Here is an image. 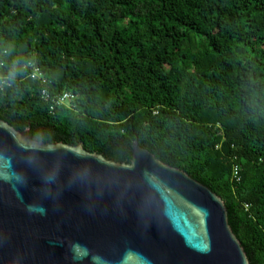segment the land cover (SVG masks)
Here are the masks:
<instances>
[{
	"label": "trees",
	"instance_id": "trees-1",
	"mask_svg": "<svg viewBox=\"0 0 264 264\" xmlns=\"http://www.w3.org/2000/svg\"><path fill=\"white\" fill-rule=\"evenodd\" d=\"M0 119L116 162L135 139L264 264V0H0Z\"/></svg>",
	"mask_w": 264,
	"mask_h": 264
},
{
	"label": "water",
	"instance_id": "water-1",
	"mask_svg": "<svg viewBox=\"0 0 264 264\" xmlns=\"http://www.w3.org/2000/svg\"><path fill=\"white\" fill-rule=\"evenodd\" d=\"M128 161L0 119V264H249L220 196L135 139Z\"/></svg>",
	"mask_w": 264,
	"mask_h": 264
},
{
	"label": "built area",
	"instance_id": "built-area-1",
	"mask_svg": "<svg viewBox=\"0 0 264 264\" xmlns=\"http://www.w3.org/2000/svg\"><path fill=\"white\" fill-rule=\"evenodd\" d=\"M30 76L39 78V73L37 72L36 69H34V72ZM41 95L45 99L48 97V94L44 89L41 90ZM68 98H69V95L66 92L62 93L61 95L56 96L54 99H52L53 103L51 104L50 108L53 107V104L59 105V104L65 103L68 100ZM231 177L233 178L234 181L239 180L238 170L236 166H234L231 170Z\"/></svg>",
	"mask_w": 264,
	"mask_h": 264
},
{
	"label": "clouds",
	"instance_id": "clouds-1",
	"mask_svg": "<svg viewBox=\"0 0 264 264\" xmlns=\"http://www.w3.org/2000/svg\"><path fill=\"white\" fill-rule=\"evenodd\" d=\"M41 211H43V209H41Z\"/></svg>",
	"mask_w": 264,
	"mask_h": 264
}]
</instances>
